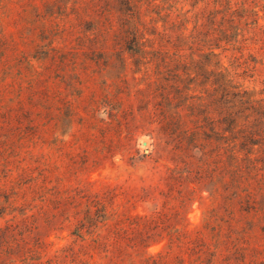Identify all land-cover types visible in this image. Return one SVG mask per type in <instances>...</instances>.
I'll return each instance as SVG.
<instances>
[{"label": "rangeland", "instance_id": "1", "mask_svg": "<svg viewBox=\"0 0 264 264\" xmlns=\"http://www.w3.org/2000/svg\"><path fill=\"white\" fill-rule=\"evenodd\" d=\"M232 2L224 33L223 1L140 0L137 52L118 0H0V264H146L182 232L161 264H264V0Z\"/></svg>", "mask_w": 264, "mask_h": 264}, {"label": "trees", "instance_id": "2", "mask_svg": "<svg viewBox=\"0 0 264 264\" xmlns=\"http://www.w3.org/2000/svg\"><path fill=\"white\" fill-rule=\"evenodd\" d=\"M1 1L3 2V0H1ZM220 1L224 2L225 8L224 9L216 8L214 10V12H216L217 14H219V13L222 14L221 17H220L221 20H222L221 22L230 23L228 25V28H224L222 30L225 33L226 30H230V29H233V28L234 29H238L236 26L240 23L239 19L242 18V16L238 14V9L239 8H237V6H236L237 2L233 3L232 0H214V3H218V5L221 6L222 4L221 3L219 4ZM118 2H119V4H121L123 6L122 10L118 9L116 11H117V13L118 12L120 13V11H122V15H123V17H122V19H123L122 28H124V31L127 34L128 42H129V44H127L126 47L128 49H130V50L139 52V51L143 50L142 49L143 43L146 42V40H147L146 37H145L146 33L143 31L144 29H140L141 27L143 28V26H144L142 21L146 17H149L150 19H152V18L150 16H148V14H143L140 11V8L138 6V2H140V0H118ZM163 9H164V7H161L157 11L151 10V12L154 11V14H156L159 18L162 19L163 32H165L169 28L168 27H164V26L168 23V21H170V19H168L169 18V13L163 12ZM245 11H247L249 13V16L257 15L255 10H253V9L249 8V9H246ZM185 12H188V11H185ZM163 16H164V19L162 18ZM236 17H238V18H236ZM247 18H248V14H247ZM0 22L3 23V19L1 17H0ZM170 23H171L172 26H174V22L173 21H171ZM244 25L245 26L252 25V26L255 27V26L258 25V18L256 17L255 19H251L250 21H246L245 20L244 21ZM194 27L195 26L192 27V30L194 29ZM183 30H188V28L184 27ZM159 32H161V31H159ZM209 49L210 50H209L208 54L212 55V56H215L216 54L214 53L213 49L212 48H209ZM213 65L216 66L217 62H215ZM221 76L225 77L226 75L224 73H221ZM6 86L9 87L8 85H6ZM239 86L240 85L231 86V87L237 89ZM245 91H243L244 94H245ZM236 94L237 95L240 94V91H238L237 93H231V95H236ZM254 135H257V134H253L252 137H254ZM6 162H9V161L6 160ZM5 177L8 178V175L6 174ZM38 188L43 189L41 185H37L36 183H28V184H26V182H25L24 186L21 187V190H23V195L21 196V198L26 197V195H32L34 197V199L36 198L40 202H42L43 206H48L49 205L48 204V202H49L48 201V197L46 196V194L41 193L40 190L37 191ZM9 198L10 197H6L7 201L9 200ZM15 200H17V199L14 198L12 200V202H14ZM92 207H96V205H93ZM99 210L100 209H98V207H97L93 211L94 212L93 214L95 216H97V217L100 216V214H98ZM87 212L89 213L87 223H91V221L93 220V217L90 216V213L92 212V210H88ZM127 219L128 218L119 219L118 222L124 224ZM97 222L101 224L100 227L108 226V221H106L105 219H102V220L97 221ZM128 224L129 225L132 224L131 220H128ZM91 225H94V224L91 223L90 226ZM94 227L96 228L97 225H94ZM176 232H177V230H176ZM71 234L72 235H76L78 237L80 236L78 234L77 230H73L71 232ZM177 239H181V240H175V241H177V242H179L181 244H186L188 246L192 245L193 242H194V240H190V235L187 232H182L180 235H178ZM112 241L116 242L117 240H112ZM175 241L174 240H168L167 241L168 250H166L165 253H163V254L161 252H159L157 254V256H151V258L146 261V264H161V260H163L164 258L166 259L167 257L170 256V254L172 252L171 247L174 245Z\"/></svg>", "mask_w": 264, "mask_h": 264}]
</instances>
